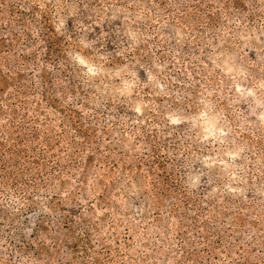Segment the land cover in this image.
Segmentation results:
<instances>
[{
  "label": "rangeland",
  "instance_id": "1",
  "mask_svg": "<svg viewBox=\"0 0 264 264\" xmlns=\"http://www.w3.org/2000/svg\"><path fill=\"white\" fill-rule=\"evenodd\" d=\"M0 264H264V0H0Z\"/></svg>",
  "mask_w": 264,
  "mask_h": 264
}]
</instances>
